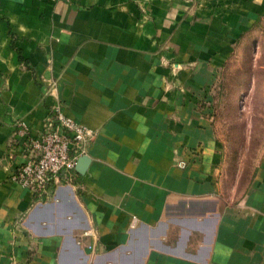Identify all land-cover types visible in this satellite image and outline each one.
<instances>
[{
	"label": "crops",
	"instance_id": "crops-1",
	"mask_svg": "<svg viewBox=\"0 0 264 264\" xmlns=\"http://www.w3.org/2000/svg\"><path fill=\"white\" fill-rule=\"evenodd\" d=\"M262 52L264 0H0V264H264V143L229 175L208 101ZM56 103L95 136L39 201L16 122Z\"/></svg>",
	"mask_w": 264,
	"mask_h": 264
},
{
	"label": "rangeland",
	"instance_id": "rangeland-1",
	"mask_svg": "<svg viewBox=\"0 0 264 264\" xmlns=\"http://www.w3.org/2000/svg\"><path fill=\"white\" fill-rule=\"evenodd\" d=\"M236 59L241 68L229 67L215 84V98L209 99L215 115L216 128L226 142L224 166L229 175H251L254 160L264 143V52L249 67L250 55ZM243 86V95L233 101L235 89ZM212 96V97H214Z\"/></svg>",
	"mask_w": 264,
	"mask_h": 264
},
{
	"label": "built area",
	"instance_id": "built-area-1",
	"mask_svg": "<svg viewBox=\"0 0 264 264\" xmlns=\"http://www.w3.org/2000/svg\"><path fill=\"white\" fill-rule=\"evenodd\" d=\"M16 126L26 136V143L21 153L23 161L11 176L14 182L39 201L49 197L55 181L73 182L76 163L87 156L88 145L95 136L92 129L66 116L60 103L48 110L40 130L29 131L22 121H17ZM178 166L184 167L185 163Z\"/></svg>",
	"mask_w": 264,
	"mask_h": 264
},
{
	"label": "water",
	"instance_id": "water-1",
	"mask_svg": "<svg viewBox=\"0 0 264 264\" xmlns=\"http://www.w3.org/2000/svg\"><path fill=\"white\" fill-rule=\"evenodd\" d=\"M81 158H82V159H85V158H87V156H85V157H81ZM79 159H80V158H79ZM79 159H78V160H79Z\"/></svg>",
	"mask_w": 264,
	"mask_h": 264
}]
</instances>
